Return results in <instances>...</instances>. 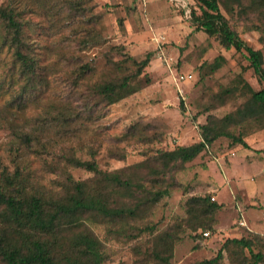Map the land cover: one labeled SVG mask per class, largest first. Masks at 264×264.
I'll use <instances>...</instances> for the list:
<instances>
[{"label":"trees","instance_id":"1","mask_svg":"<svg viewBox=\"0 0 264 264\" xmlns=\"http://www.w3.org/2000/svg\"><path fill=\"white\" fill-rule=\"evenodd\" d=\"M196 2L200 14L192 11L191 15L197 30L215 38L224 49L243 54L261 87L254 89L243 73L238 74L230 85L221 87L212 96L205 112L231 101L243 99V102L223 117L209 115L206 123L199 127L200 142L156 151L155 155L130 167L103 171L96 160L99 151L94 146L64 147L55 153L53 161L45 163L50 173L61 176L54 187L40 184L27 166L26 157L30 154H53L51 141L43 140L40 135L51 125L65 129L75 123H94L104 118L113 105L142 90V78H139L150 65L151 55L137 61L119 47H112L106 55V68L97 80H93L94 67L90 62L82 63L75 55L61 53L63 44H71L73 39L82 47L97 43L94 29L82 24L95 25L97 22L95 17L86 19L90 13L88 0H10L0 5V55L11 54L10 87L20 83L19 95L8 103L9 111H13V106L21 111L29 100L45 91L50 83V71L56 70L55 64L64 62L75 66L66 97L47 106L46 116L35 119L37 123H49L40 125L41 133L18 131L13 127L19 141L10 148L13 166L0 165V264H104L109 255L97 228L131 240L144 233L155 234L153 226L142 227L140 221L169 192V187L164 185L167 179L174 180V173L202 153L210 152L219 139L225 138L233 145L248 148L246 137L264 130L263 53L247 45L232 26L235 17L253 18L257 23H253L251 29L264 32V0ZM29 14L43 17L46 23L49 21V26L46 23L38 26L54 31L59 40L50 47H43L33 33L38 23L32 22ZM73 21L80 26L64 36L66 25L69 27ZM80 32H85L82 39L78 38ZM55 55V62L49 63L54 65L44 64V58L50 61ZM128 63H132L134 71H130ZM224 63L223 56L217 57L210 65L211 73ZM145 81L150 83L149 79ZM120 138L147 141L154 137L134 126ZM79 152H85L91 159L83 160ZM119 152L110 150L109 154L125 158V152ZM70 169L85 170L92 176L76 180ZM187 206L185 225L178 224L153 237L148 256L154 264H170L180 229L184 226L195 233L201 230L203 236L213 230L220 206L212 202L210 196H192ZM232 245L238 250L231 251ZM254 246L255 242L250 239H230L216 257L199 264H222L226 250L232 264L264 263V254L255 253Z\"/></svg>","mask_w":264,"mask_h":264},{"label":"rangeland","instance_id":"2","mask_svg":"<svg viewBox=\"0 0 264 264\" xmlns=\"http://www.w3.org/2000/svg\"><path fill=\"white\" fill-rule=\"evenodd\" d=\"M9 1L0 0V5ZM88 7L90 13L86 19L95 17L97 22L82 24L94 29L97 43L82 47L73 39L71 44H63L61 53L75 55L82 63L90 62L94 67L93 80L106 68V55L112 47H119L137 61L150 54L151 63L139 78H142V90L113 105L104 118L94 123H75L65 129L51 125L40 135L43 140L51 141L53 154H30L26 161L42 185L54 187L60 181L61 176L50 173L45 163L53 161L55 153L64 147L94 146L99 151L96 160L103 171L130 167L155 155L156 151L200 142L199 127L206 123L209 115L223 117L243 102V99L231 101L205 112L212 96L221 87L230 85L238 74L243 73L254 89L261 87L243 54L224 49L215 38L197 30L191 15L192 11L200 14L196 0H88ZM30 17L32 22L38 23L33 33L43 47H50L59 40L54 31L38 26L46 23L43 17L37 14ZM253 23H257L253 18L235 17L232 26L247 45L261 50L264 57V32L251 29ZM45 25L49 26V21ZM78 26L75 21L69 27L66 25L64 36ZM80 33L78 38L82 39L85 32ZM0 56V165L11 168L10 148L19 142L17 130L41 133L40 125L49 123H37L35 119L46 116L47 106L66 97L75 66L64 62L55 64L56 70L50 71V83L45 91L29 100L21 111L17 106L9 111L8 103L19 95L20 83L10 87L11 54L4 52ZM219 56L225 58V63L211 73L210 65ZM55 57H50V61L44 58V64L54 65L49 63H54ZM128 65L130 71H134L132 63ZM145 79L150 83L146 84ZM134 126L154 138L147 141L120 138ZM245 140L248 148L221 138L210 152L202 153L174 173V180L167 179L164 185L169 187V192L140 221L142 227L153 226L155 234L144 233L131 240L97 228L109 255L104 264H154L148 256L153 237L178 224L185 225L187 200L192 196H210L211 201L220 206L214 227L208 236L201 235V230L195 233L185 226L181 228L170 264H199L210 260L230 239L253 240L255 253L264 254V130L255 131ZM110 150L125 152L126 156L119 159L111 156ZM78 155L83 160L91 159L85 152ZM70 172L76 180L92 176L81 169H70ZM230 250H238V247L232 245ZM228 252L224 251L222 264H232ZM246 254L250 258L248 251Z\"/></svg>","mask_w":264,"mask_h":264},{"label":"built area","instance_id":"3","mask_svg":"<svg viewBox=\"0 0 264 264\" xmlns=\"http://www.w3.org/2000/svg\"><path fill=\"white\" fill-rule=\"evenodd\" d=\"M182 79L184 78V77H181ZM205 236H208V233H205Z\"/></svg>","mask_w":264,"mask_h":264}]
</instances>
